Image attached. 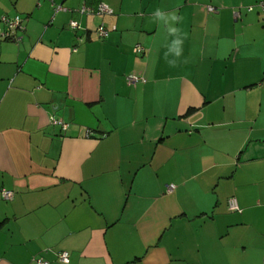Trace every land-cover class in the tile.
Wrapping results in <instances>:
<instances>
[{
  "label": "crops",
  "instance_id": "1",
  "mask_svg": "<svg viewBox=\"0 0 264 264\" xmlns=\"http://www.w3.org/2000/svg\"><path fill=\"white\" fill-rule=\"evenodd\" d=\"M258 1L0 0V264H264Z\"/></svg>",
  "mask_w": 264,
  "mask_h": 264
},
{
  "label": "built area",
  "instance_id": "2",
  "mask_svg": "<svg viewBox=\"0 0 264 264\" xmlns=\"http://www.w3.org/2000/svg\"><path fill=\"white\" fill-rule=\"evenodd\" d=\"M257 6L260 8L262 12H264V0H259L257 3ZM248 9L252 10L253 7L250 6L248 7ZM61 10H64V8L61 5H55L54 7L55 12H58ZM79 12L84 15H91V14L106 15V14L112 13V10L108 7L107 4H105L104 2H100L97 5L96 9L83 5L80 8ZM23 21H24L23 18L19 15H16L13 17H8L4 15L0 16V39L19 41L20 37H18L17 33L25 29ZM69 25H70V28L73 30L79 29V24L76 21H71ZM96 33L99 38H104L108 34V29L104 26L103 23H101L97 27ZM142 50L143 48L141 46L135 47L136 52H140ZM127 80L129 84H135L139 81H145L142 77H138L135 75L127 76ZM50 120L52 124L61 125L63 129L67 128V124L56 117H51ZM90 135H91L90 130H87L86 136H90ZM174 187L175 186L173 184L169 185L167 188L168 192H171L174 189ZM1 195L3 199L5 200H12L14 196L12 191L5 190V189L1 191ZM228 209L229 210H239L237 201L234 198H230L228 200ZM57 257L60 263L65 264L68 261V252L61 251L57 254ZM35 261L37 264H49V262L42 257L36 258Z\"/></svg>",
  "mask_w": 264,
  "mask_h": 264
},
{
  "label": "trees",
  "instance_id": "3",
  "mask_svg": "<svg viewBox=\"0 0 264 264\" xmlns=\"http://www.w3.org/2000/svg\"><path fill=\"white\" fill-rule=\"evenodd\" d=\"M99 3H100V2H99ZM99 3H98V4H99ZM98 4H97V5H98ZM105 4H106V3H105ZM108 7H109V6H108ZM91 8H93V7H91ZM96 8H97V6H96L95 8H93V9H96ZM109 8H110V7H109ZM110 14H111V13H110ZM91 15H96V14H91ZM106 15H109V14H106ZM100 16H103V15H100Z\"/></svg>",
  "mask_w": 264,
  "mask_h": 264
}]
</instances>
